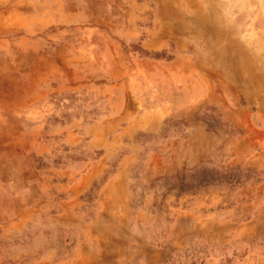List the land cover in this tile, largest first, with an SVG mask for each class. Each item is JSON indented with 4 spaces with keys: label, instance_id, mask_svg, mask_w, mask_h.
Instances as JSON below:
<instances>
[{
    "label": "rangeland",
    "instance_id": "1",
    "mask_svg": "<svg viewBox=\"0 0 264 264\" xmlns=\"http://www.w3.org/2000/svg\"><path fill=\"white\" fill-rule=\"evenodd\" d=\"M264 264V0H0V264Z\"/></svg>",
    "mask_w": 264,
    "mask_h": 264
},
{
    "label": "crops",
    "instance_id": "2",
    "mask_svg": "<svg viewBox=\"0 0 264 264\" xmlns=\"http://www.w3.org/2000/svg\"><path fill=\"white\" fill-rule=\"evenodd\" d=\"M50 252H45L43 253L42 255H39L37 257H33L29 262V264H38V263H43L45 262L48 258L46 257L45 254H49ZM82 262V259L80 256H73V257H70L64 261H62L63 264H81Z\"/></svg>",
    "mask_w": 264,
    "mask_h": 264
}]
</instances>
